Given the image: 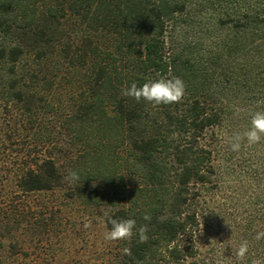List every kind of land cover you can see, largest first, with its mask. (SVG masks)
<instances>
[{"label":"trees","instance_id":"trees-1","mask_svg":"<svg viewBox=\"0 0 264 264\" xmlns=\"http://www.w3.org/2000/svg\"><path fill=\"white\" fill-rule=\"evenodd\" d=\"M52 67L80 85L64 131L86 148L69 169L67 143L56 145L23 170V192L53 190L74 170L79 195L112 205L109 230L113 218L146 225L147 241L120 240L108 264H264V139L230 148L264 111V0H0V85L31 116L56 111L30 86L49 84ZM175 77L180 103L123 95ZM226 177L252 183L207 203Z\"/></svg>","mask_w":264,"mask_h":264},{"label":"rangeland","instance_id":"rangeland-1","mask_svg":"<svg viewBox=\"0 0 264 264\" xmlns=\"http://www.w3.org/2000/svg\"><path fill=\"white\" fill-rule=\"evenodd\" d=\"M52 69L49 84L42 80L30 86L54 103V113L39 111L31 116L0 85V264H108L120 244V240L105 239L109 231L105 216L112 205L89 204L86 195L78 194L82 185L78 181L65 179L53 190L36 192H23L17 186L23 170L50 155L56 145L67 143L69 169L72 156L85 152L84 142H75L70 131H64L80 85L69 82L65 68L61 72ZM258 148L264 150V145ZM56 157L63 162V156ZM250 183L247 178L238 183L226 177L222 190L210 191L204 198L219 205L226 197L229 203L230 191L242 186L245 190ZM235 206L236 202L223 208L231 215Z\"/></svg>","mask_w":264,"mask_h":264},{"label":"clouds","instance_id":"clouds-1","mask_svg":"<svg viewBox=\"0 0 264 264\" xmlns=\"http://www.w3.org/2000/svg\"><path fill=\"white\" fill-rule=\"evenodd\" d=\"M186 94V85L179 77L170 79H158L144 83L142 86H137L135 82L130 87L123 89V95L132 97L137 102L141 100L147 101L154 105H169L180 103ZM264 139V111L255 112L252 115L251 127L243 133H237L233 136L230 143L231 151L239 152L242 148V142L246 140L247 145L251 146L261 142ZM66 179L71 182L79 181L80 177L76 171H71ZM144 219L150 220V217L145 215ZM111 229L106 233L105 239L108 241L131 240L135 234L139 236V242L147 241L146 225L137 227L135 219H116L109 221ZM134 230H136L134 232ZM256 239H264V232H259ZM249 253V245L247 241L240 244L236 256L242 262ZM252 264H260L259 261L253 260Z\"/></svg>","mask_w":264,"mask_h":264}]
</instances>
